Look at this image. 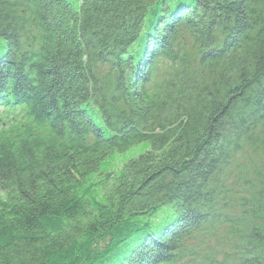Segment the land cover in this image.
<instances>
[{"label": "trees", "instance_id": "1", "mask_svg": "<svg viewBox=\"0 0 264 264\" xmlns=\"http://www.w3.org/2000/svg\"><path fill=\"white\" fill-rule=\"evenodd\" d=\"M0 106V264H264V0H0Z\"/></svg>", "mask_w": 264, "mask_h": 264}, {"label": "rangeland", "instance_id": "2", "mask_svg": "<svg viewBox=\"0 0 264 264\" xmlns=\"http://www.w3.org/2000/svg\"><path fill=\"white\" fill-rule=\"evenodd\" d=\"M184 35L185 36L183 37H179L178 45L179 50L183 53H187L188 55L189 69L186 72L185 79L190 83L188 87H194L198 85L196 81L199 80L200 66L197 63L195 45L191 36L187 33ZM176 69H178V66H172L169 62L161 61L159 63V67L155 69L153 80L150 83L152 90H156L157 87L160 86L157 91H164L171 83V79L174 78L173 74ZM181 92H184V88L180 87L177 90V93ZM132 153L134 154V152ZM129 155L131 156L132 154ZM130 156H115L112 162V167L117 171L123 161L130 158ZM236 159L247 166L246 173L251 175L255 174L254 168L256 166H262L260 162L262 160V155L259 150L248 151L246 154L239 155ZM234 179L229 181L228 185L229 187L234 186V189H241L237 194H235L236 203H234L232 207V212H237L241 210L242 206L240 201L242 200L243 185H235V183L238 182ZM251 196H253V194H251ZM222 229H225V227L222 226ZM212 234V232L206 234H195L191 238L187 239L184 243L183 251L177 253V262L175 264H205V258L207 257H213L220 260L223 258L224 253H231V247L225 243L224 231H220L216 237H211ZM231 255L234 257L232 253ZM233 261H235V259H233Z\"/></svg>", "mask_w": 264, "mask_h": 264}]
</instances>
